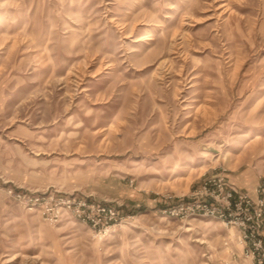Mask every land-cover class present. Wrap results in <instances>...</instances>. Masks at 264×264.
I'll list each match as a JSON object with an SVG mask.
<instances>
[{"label":"rangeland","instance_id":"1","mask_svg":"<svg viewBox=\"0 0 264 264\" xmlns=\"http://www.w3.org/2000/svg\"><path fill=\"white\" fill-rule=\"evenodd\" d=\"M224 169L263 194L264 0H0V264H251L163 212ZM11 188L123 220L49 224Z\"/></svg>","mask_w":264,"mask_h":264},{"label":"built area","instance_id":"2","mask_svg":"<svg viewBox=\"0 0 264 264\" xmlns=\"http://www.w3.org/2000/svg\"><path fill=\"white\" fill-rule=\"evenodd\" d=\"M261 191L263 194L255 199L249 191L232 183L224 169L204 177L187 199L171 202L163 212L182 220L197 216L221 220L227 227L238 231L242 255L251 264H264V188ZM9 194L21 201L24 207L37 211L49 224H57L66 214H72L88 223L94 231L101 232L123 220L114 205L77 199L58 191L11 188ZM233 255H237L236 251ZM234 264L240 263L234 261Z\"/></svg>","mask_w":264,"mask_h":264},{"label":"bare ground","instance_id":"3","mask_svg":"<svg viewBox=\"0 0 264 264\" xmlns=\"http://www.w3.org/2000/svg\"><path fill=\"white\" fill-rule=\"evenodd\" d=\"M109 232H110V230L107 229L106 232L101 233V234L99 235L100 239H102V240L105 239V238H106V235H108Z\"/></svg>","mask_w":264,"mask_h":264}]
</instances>
